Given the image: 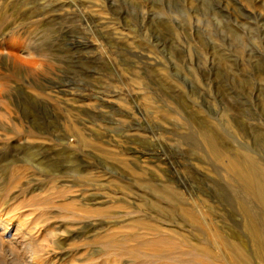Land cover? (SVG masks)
<instances>
[{"label":"rangeland","instance_id":"1","mask_svg":"<svg viewBox=\"0 0 264 264\" xmlns=\"http://www.w3.org/2000/svg\"><path fill=\"white\" fill-rule=\"evenodd\" d=\"M212 143L264 180V0H0V217L46 263L264 264Z\"/></svg>","mask_w":264,"mask_h":264},{"label":"bare ground","instance_id":"2","mask_svg":"<svg viewBox=\"0 0 264 264\" xmlns=\"http://www.w3.org/2000/svg\"><path fill=\"white\" fill-rule=\"evenodd\" d=\"M31 136L36 139L43 138L39 134H32ZM210 149L214 156H216L218 159H221L223 157L226 158V165L228 167H233L235 171H238L239 176L242 179L244 189L250 194L254 195L262 204H264V180L260 179L256 175L252 167L249 165H243L235 157H233V155H230L228 151L217 148L214 143H212V145L210 144ZM37 163L39 164L40 161H38ZM6 165L7 167L12 166L13 162L6 163ZM41 172L42 170L38 169L36 170L34 175L39 174ZM43 173L48 175L52 174L53 171H43ZM33 182V179H29L26 183L30 185L31 183L33 184ZM35 186L36 185L31 187V190H35ZM155 190L163 195L170 196V193L165 191L162 187H155ZM38 200L39 198L35 196L31 197L28 202L29 204L38 205ZM178 209L182 210V206H178ZM2 211L3 209L2 207H0V214H2ZM29 216L30 215H24L23 219L25 222L23 221L21 225H11L10 222L6 220V217H0V254L3 256V262H5V264H52L50 263V261L46 263L47 261L44 260V258L47 257L48 252L43 250L42 243L39 239L40 237L42 238V236H44L43 234L45 233V230L42 231V227H40L41 220H39V218H35L34 216L32 218ZM247 228L253 236L254 240H256L259 235V229L249 224H247ZM10 231L13 232L10 234ZM158 233H160L159 235L164 236L163 233ZM47 235L51 237L53 236L52 239L59 238V235L58 233H56V231H47L45 236ZM63 239L64 238L61 237V240ZM149 242L150 241L145 240L143 243L149 245ZM52 243L57 244L58 242L52 240ZM218 245L224 248L228 252L229 256L233 258H237V255H239V253L241 252L240 247H238L240 245L235 246L236 248L233 249V246L228 241V239H220ZM185 247L189 251H192L195 248V246L189 242H187V245ZM255 249V253L260 256V258H264V249L260 248L257 243L255 244ZM128 253L129 255H134L136 254V250L133 248L129 250Z\"/></svg>","mask_w":264,"mask_h":264}]
</instances>
